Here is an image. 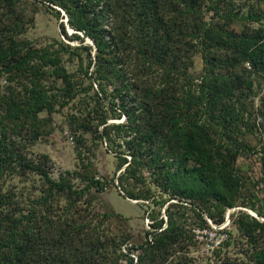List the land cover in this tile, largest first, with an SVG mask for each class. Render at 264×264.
Wrapping results in <instances>:
<instances>
[{"label": "trees", "instance_id": "1", "mask_svg": "<svg viewBox=\"0 0 264 264\" xmlns=\"http://www.w3.org/2000/svg\"><path fill=\"white\" fill-rule=\"evenodd\" d=\"M113 1L52 0L64 9L68 25L74 30L68 35L62 27L64 36L69 40H79V44L74 46L63 43L64 55L68 53L66 58H63L57 48L35 47L24 40L8 41L0 36V78L4 76L8 85L4 106L1 105L0 99V177L37 173L44 179L45 191L50 198L54 194L80 195L91 187L103 191L107 187L110 180H101L94 172L87 176L83 186L74 182L76 171L67 169L53 176L46 165L49 159L47 154H42L37 159L29 157L21 143L22 124L37 118L40 112L51 114L57 110L56 106H65L79 97L86 103H92L91 106L86 104L79 117V125L84 132L94 131L96 138H104L111 147L123 146L122 154L118 155L117 166L124 167L116 179L118 186L127 196L148 201L152 205L151 209H154V205L163 207L167 202V198L162 194L156 195L149 187L139 191L133 190L129 186V179L141 180L143 167L153 168L150 175H156V159L163 146L154 149L149 142L159 138L165 144L167 129H170L176 138L177 146L167 148L172 152L170 157L176 155L178 161L175 160L177 165L172 172L164 174V182L159 183H163L165 189L170 187L171 195H187L191 199L193 204L190 209L199 228H211L203 217L202 210L214 224H221L225 219L226 210L237 205L246 180L235 164L239 148L226 146L222 141V128L218 118L224 111L221 100L230 90V86L225 77L209 74L214 66H207V63L211 59L214 60L215 56L209 58L208 52L212 45L232 49L236 51L237 62L246 63L252 71L264 70L262 35L239 36L223 27L217 28L208 24L202 15V4L205 0H171L174 11L172 37H178L181 43L178 51L184 49L185 38L189 35L193 50L201 54L205 64L204 71H207L208 75L201 77L193 87L189 86L182 92L179 107L171 111L167 121L159 115L154 119L160 120V124L154 122L151 125L152 114L145 107L138 106L140 110L135 119L130 114L126 123H107V112L103 109L99 115L96 112L101 98L106 97L105 89L109 78L113 83V91L110 94V111H113L110 115L113 117L120 116V112H116L115 99L119 97V105L123 106L127 94L131 92V83L123 81L124 73L118 68L120 63H125V49L139 52L142 60L155 57L154 59L160 62L175 49L166 44L170 33L168 0H117L119 10L116 12L113 9ZM218 1L211 0L207 8L212 7L217 11ZM55 13L59 15L58 10H55ZM118 28L121 29V35L117 40ZM131 28H134L135 35H130ZM84 36L91 38L96 45L93 57L92 46L83 42ZM117 41H121L123 45L122 53H118ZM132 41L133 47L130 43ZM83 52L89 59L87 66L83 68L84 78H79L67 70L63 61L74 58L82 60ZM91 64L93 69L89 71ZM49 75L59 79L62 85L57 87L54 83H46V77ZM119 77H122V80ZM246 84L251 86L250 81ZM94 119L97 123L93 122ZM144 121L146 124L142 125L141 129V123ZM165 121L166 123H163ZM99 124H103L101 130L98 129ZM125 126L132 128L128 138L125 137L127 133L120 134ZM74 139L77 141V156L81 164H84L82 150L79 148L80 141L77 137ZM142 141L148 145L145 146ZM262 174L264 178V164ZM181 175H192L196 179L195 185L189 188L177 187L176 181ZM159 176L158 173L156 177ZM14 195L15 192L0 190V264H133L135 257L129 252L124 255L125 261L120 263L110 256L107 257L110 247L113 246L114 251L124 242L121 236L115 238L111 246H106L101 240V235L92 236L83 230L85 248L80 253L71 250V241L75 235L73 231L72 234L67 233L68 236H64V230H60L59 233L57 231L56 238L49 237L50 242L64 245L66 237L67 249L62 252L49 249L48 255L44 254L41 249L46 248L36 245L47 241V236L44 235L49 226L44 223L33 224L31 217L37 214L35 209L20 207L21 203L14 199ZM196 200L198 203L194 204ZM168 208L169 206L166 209L165 223L162 217L155 218L153 214L150 215L153 228L146 231L150 233V237L147 236L140 246L141 252L137 256L138 262L136 261L138 264L146 252L165 249L178 237L188 235L185 219L181 215L175 216ZM231 218L234 231L227 226L223 228L228 235L220 246L229 245L233 232H237L239 239L248 238L245 248L241 250L243 257L237 264H264V221L241 209ZM219 248L214 253L218 259L225 262L230 256L227 252L221 254ZM128 249L130 250V247Z\"/></svg>", "mask_w": 264, "mask_h": 264}, {"label": "rangeland", "instance_id": "2", "mask_svg": "<svg viewBox=\"0 0 264 264\" xmlns=\"http://www.w3.org/2000/svg\"><path fill=\"white\" fill-rule=\"evenodd\" d=\"M210 1L205 0L202 4V15L205 22L217 28L223 27L239 36L262 35L264 40V1L219 0L217 11L212 7L207 8ZM117 5L118 1L114 0L115 12L119 10ZM168 5L170 33L166 38L168 40L166 44L174 47V51L163 62H160L155 60V57L145 58L144 61L140 58L139 52L134 53L133 49L132 51L125 49L127 53L125 63H120L118 68L124 73L123 81L131 83V92L127 94L123 106L119 105V97L115 99L116 112H120V116L113 117L110 115L113 112L110 111V94L113 91V83L109 78L105 89L106 97L101 98L98 112H96L99 115L101 109L106 111L107 123H126L130 114L135 119L140 110L139 107H145L152 114L151 125L154 122L160 124V120L154 119L159 115L165 117L167 121L171 111L179 107L182 92H185L189 86L193 87L201 77L208 75V72L204 71L205 64L201 54L193 50L189 35L185 38L184 49L178 51L181 43L178 37L175 39L172 37L174 11L171 0H168ZM55 10L59 11L58 16ZM66 17L64 9L52 0H4L0 2V36L8 41L10 39L24 40L35 47L57 48L63 58H66L68 53L64 55L63 43L67 42L72 46L79 44V40H69L62 33V27L68 35L74 32L66 24ZM129 33L135 35L134 28H131ZM120 35L121 29L118 28L117 40ZM83 42L92 46L93 57L96 51L94 41L84 36ZM117 42L118 53H122L123 45L121 41ZM130 43L133 47V41ZM82 54V60L74 58L63 61L67 70L79 78H84L83 68L87 66L89 59L85 52ZM208 56L209 58L215 56L214 60L211 59L207 63V66L210 64L214 66L209 74L225 77L230 86V90L221 100L224 111L220 114L218 122L222 128L220 131L222 141L226 143V146L239 148L235 164L246 180L237 205L226 210L224 221L221 224H214L202 210L203 217L211 228H199L190 209L193 204L191 199L187 195L184 197L171 195V188L165 189L163 183H159L164 182V174L172 172L178 161L176 155L170 157L172 152L167 148V146H177L176 138L170 129H167L165 144L159 138L149 142L151 148L154 149L163 146L162 152L157 155L156 159L158 164L156 175H150L153 168L143 167L141 180L129 179V186L133 190L139 191L149 187L156 195L162 194L167 198V202L163 207L154 205V209H151L152 205L148 201L127 196L118 186L116 179L124 167V165L121 168L117 166L118 155L122 154L123 146L113 145L111 147L104 138L100 140L96 138L93 135L94 131L84 132L79 125V117L84 112L86 104L91 106L92 103H86L84 99L77 97L65 106H56L57 110L51 114L45 111L40 112L37 118L22 124L20 127L23 134L21 143L29 157L37 159L40 155L47 154L49 159L46 165L49 166L48 170L53 176L67 169L76 171L74 182L76 185L83 186L87 176L89 177L94 172L101 180L104 178L110 180L107 187L103 191H97L91 187L80 195L54 194L50 198L45 191L44 179L37 173L28 172L22 175L10 174L0 177L1 191L15 192L14 199L21 203L20 207L35 209L37 214L32 215L31 222L36 225L44 223L45 226H49L44 235L47 236L45 237L47 241L36 245L46 248L41 249V252L48 255L47 250L49 249L52 251L57 249L59 252L67 249L66 237H64V245L50 242L49 237L56 238L57 231L59 233L60 230H64V236H68L67 233L72 234V231L75 234L71 241V250L74 253H80L85 248L82 239L84 232L92 236L101 235V240L106 246H111L114 239L121 236L124 242L114 251L113 246L110 247L107 257L110 256L120 263L125 261L124 255L129 252L135 257L133 261L135 264L141 252L140 246L147 236L150 237V233L146 231L153 228L150 215L153 214L155 218L162 217L165 223L166 209L169 206L168 209L173 211L175 216L181 215L185 219L188 235L178 237L165 249L141 254L142 260L139 264H237L239 262L243 257L241 250L245 248L248 238L239 239L237 232H233L229 245H220L228 235L223 228L227 226L233 230L231 216L234 218L238 210H244L258 217L259 220L264 219V178L262 174L264 164V70H250L246 63L237 62L236 51L217 45L210 46ZM92 69L93 64L90 65L89 71ZM4 78V76L0 78L2 106L5 105L8 93V85ZM46 78L48 80L46 83H54L57 87L62 85L60 80L54 79L53 76L49 75ZM119 78L122 80V77ZM247 81L251 82L250 87L247 86ZM93 122L97 123V120L94 119ZM145 124V121L141 123V129ZM102 127L103 124L98 125V129L101 130ZM131 131L132 128L125 126L120 134L127 133L125 137L128 138ZM216 135L218 136V133ZM75 137L80 141L79 148L82 150L84 164H81L77 156L78 147ZM142 143L145 146L148 145L145 141ZM158 173L160 176L156 177ZM195 183L196 179L192 175H181L177 178L176 186L189 188ZM197 203L198 200L194 201V204ZM218 248L221 254L227 252L230 256L229 259L224 260L225 262L218 259L214 253L218 251Z\"/></svg>", "mask_w": 264, "mask_h": 264}, {"label": "water", "instance_id": "3", "mask_svg": "<svg viewBox=\"0 0 264 264\" xmlns=\"http://www.w3.org/2000/svg\"><path fill=\"white\" fill-rule=\"evenodd\" d=\"M65 22H66V24H68V22H67V17L65 18ZM95 49V48H94ZM228 218H229V212L226 214V220L228 221ZM258 218V217H257ZM260 220H262V221H264V219H260Z\"/></svg>", "mask_w": 264, "mask_h": 264}]
</instances>
